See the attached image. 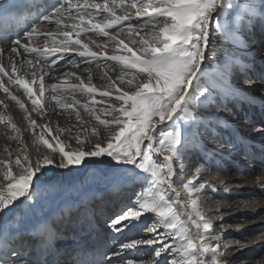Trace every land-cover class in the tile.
I'll use <instances>...</instances> for the list:
<instances>
[{"label": "snow or ice", "instance_id": "1", "mask_svg": "<svg viewBox=\"0 0 264 264\" xmlns=\"http://www.w3.org/2000/svg\"><path fill=\"white\" fill-rule=\"evenodd\" d=\"M16 8L13 0H0V43L10 46L7 63L2 60L5 49L0 48V91L28 114L33 134L39 128L37 143L46 147L44 152L37 150L35 159L25 154L14 162L0 160V214L16 203L32 202L41 189L51 187L43 178L53 169L78 170L89 161L108 159L141 191L129 204L106 214L105 230L115 243L84 253L87 258H78L77 264H134L136 257L130 254L142 247L153 249L154 256L139 264H231L229 248L240 250L243 245L223 239V218H217V227L202 206L200 193L208 185L196 181L205 164L218 171L222 165L201 136L215 135L219 120L214 118L220 108L227 109V98L238 95L233 83L237 68L241 72L254 68V61L245 64L242 55L218 51L215 41H236L234 47L246 54L255 43L253 23L264 25V0L243 5L236 0H51L38 4L29 22H23L27 18ZM45 23L55 24L56 31H41ZM93 37H103V44H96ZM41 39L48 46H40ZM90 44H96V50ZM69 57L118 68L120 75L113 79L105 73L103 90L92 84L91 73L87 82L65 73L79 83H48L46 77ZM209 61L214 62L210 68ZM260 81L264 88V76ZM14 90H22L26 99ZM61 92L92 97L91 106L81 107L98 122L91 128L95 140L81 139L78 133L72 149L60 139V129L54 134L32 117L45 115L49 98L63 110L73 108ZM76 118H81L79 111ZM0 122L20 131L10 117L0 114ZM194 146L202 148L203 163H197L187 182L180 181L186 193L181 199L175 188V165L183 173L187 149ZM162 153L168 155L159 162ZM13 165L18 169L15 174ZM95 211L105 215L102 208L93 215ZM60 215L68 225L78 222L70 207L62 208ZM137 227L138 233L121 239ZM54 234L48 219L27 232L0 221V264H49L43 250L37 257L23 249V242L44 237L41 242L47 250Z\"/></svg>", "mask_w": 264, "mask_h": 264}, {"label": "bare ground", "instance_id": "2", "mask_svg": "<svg viewBox=\"0 0 264 264\" xmlns=\"http://www.w3.org/2000/svg\"><path fill=\"white\" fill-rule=\"evenodd\" d=\"M13 2L17 5L16 11L20 13V11L24 10V13H20L22 17L27 18L23 22H29L31 15L35 14L36 6L38 4L49 3L51 0H13ZM83 2V0H81ZM236 2L241 5L246 4L248 0H236ZM34 3V4H30ZM25 15V16H24ZM264 25H262L259 21H255L252 25L251 36L255 40V43H251L250 47L247 50V53H242L241 50L234 47L236 42H226L220 39L215 41L217 50L220 52H230L236 53L238 55H242L244 63H252L254 61V65H263L261 62L264 59L255 60L253 57L264 51L257 45V40L254 38L255 34L261 33ZM41 31H56L55 24H47L45 23L41 27ZM244 34V33H243ZM242 34V35H243ZM249 34L246 33V36ZM245 36V35H244ZM85 43L88 42L87 37H81ZM96 41V44L102 45L104 38L103 37H93ZM40 46L45 47L48 45L44 44L43 39L40 40ZM96 44H90L89 46L96 50ZM255 46V47H254ZM258 46V47H257ZM9 45H5L0 43V48H4L5 51L3 53V63H7V55ZM254 48L255 51H252ZM262 54V53H261ZM25 59L30 57H24ZM71 60V63L68 60ZM212 61H209L208 67L210 68L212 65ZM239 67L237 68V70ZM235 72L233 77V83L236 85L238 89V95L236 97H229L224 102L227 104V109L220 108L218 104L217 107L220 108L217 117L214 119H218L220 126L215 127V135L211 133L203 134L201 139L203 143L207 145L209 149H212L216 153H218L217 160L222 163H227V156H229L226 149H231V144L233 147H241L239 151L241 156L245 157V152L248 149V144H256L257 147L264 148V134H262L260 125L254 126V133H257L256 138H249L247 131L245 132L244 128L246 126L252 125L248 116H244L239 118L238 115L234 117L232 115L233 111L230 109L228 104L229 102L237 107L240 103H248L249 105L252 103L254 106H262L264 105V99L258 97V93L252 94V91L248 87L247 80L240 78ZM65 73H74L76 76H79L85 82L88 80V76L91 73L92 76V84L97 88L103 90V88L107 84V80L103 79L104 74L107 73L108 76L115 79L120 75V71L117 68L116 70H111L109 68H105L103 65L97 67L95 64H91L87 61H81L78 57H69L65 59L60 65L55 67L51 71V76L46 77L48 83H79V81L75 80L74 77H65ZM240 78V79H239ZM243 80V81H242ZM262 90H260L261 92ZM264 91V89H263ZM14 94L20 95L22 99H26L22 90H14ZM65 98L66 103L73 104V108L63 110L59 108V106L55 105L54 101H51L49 98V102L47 104V110L43 117L38 116L35 113H32V117L37 120V124L40 126L48 125L51 129H53L54 134L55 130L60 129V139L65 142L66 145L73 148L76 143L77 134H81V139L85 136L90 137L92 140H95V137L91 136V128L97 125V121L91 117L88 112H85L81 105L88 104L91 106L92 97L87 95H81L79 93H70V92H61L58 93ZM253 95V96H252ZM99 100V96L96 97ZM0 101H4V103H0V114L5 117H10L11 122L14 123L17 128L20 130L18 133L14 132L10 126L6 123L0 122V160H10L12 162L15 161L17 156L21 158L25 154H30L33 159L36 158L37 150L39 149L41 152H44L45 147L42 142L37 143V138L39 136V128L35 130V134H33V130L29 125V121L26 118L28 114L24 112V110L20 109L18 105L15 104L14 101H11L10 98H5V95L2 91H0ZM78 102V103H74ZM26 107L30 108V103L26 104ZM80 113V120L76 118V112ZM249 122L251 124H249ZM102 135H106L103 132L102 126L99 129ZM47 138V137H46ZM241 143V146L239 144ZM73 146V147H72ZM66 150H69L66 147ZM202 153V148L200 147H189L187 149V159L185 160V169L184 172L181 173L179 171V164L177 163L175 166L177 168L174 179L177 181L175 184V188L177 191L181 193V199L186 198V193L183 190V184L180 181L187 182L188 179L191 178L192 175L195 174V167L197 163L200 162L199 158ZM168 155L167 153L159 154V162H163V156ZM242 156V157H243ZM222 157V160L220 158ZM257 160L251 159L250 170L247 169L240 174H235L232 172H228L226 170H217L215 166H210L206 164V166L202 169L200 173V177L198 181H196L197 185L200 183L208 185V188L204 189L200 193L201 200L203 201V207L208 211V214L216 223V226L219 227L220 221L217 219L218 217L223 218V224L226 226V231L223 233V239L228 241H234L233 239L227 237V233L230 229L235 228L239 230L241 226L250 225V222L246 220L248 216H252L253 219H259L260 223L264 226V167L261 165L256 166L255 163ZM264 164V163H262ZM13 171H18L13 165ZM117 169L112 167V163H109L108 159L102 163H97L95 161H89L87 166L81 167L77 169H53L48 172L46 176L43 178L44 183L47 185L55 186H66L72 185L75 190L74 199L67 201L60 205H46V206H38L35 202V199L32 202H20L14 204V206L10 207V210L3 212L0 214V221L2 220H11V218H16L15 220L19 221L18 225L26 224L28 229L30 227L42 220L48 219L53 222V227H55L57 221L59 222L57 217H61V209L70 207L73 215L77 214V223H73L72 225H68L66 223L64 234H67L69 231L72 233V239H66V236L63 235L64 238L58 239V242L55 245L62 246L66 245V243L75 242L76 249L79 250V254L76 255V260H67L65 252L56 251L54 245L50 242V248L45 250L44 244H42V240L44 237H36L34 239H30L29 243L31 247L26 244L27 240L23 242V248L25 247V251L34 252L37 257L40 256L41 251H44V256L49 260V264H77L78 258H87L84 256V253H91L95 248L92 244L97 245L93 240H101L105 237L95 236L100 227L99 223L101 221H105L106 214L108 212L104 211L105 215H101L99 211H95V215H93L94 210H98L102 208H107L106 201H99L97 205H94L96 202L95 197L103 193V191H93L91 189L90 176L91 174H97L101 177L116 173ZM0 183H3L2 180V172H0ZM118 185L112 184L109 189L111 190L109 198L115 195V198L119 201H123L124 204H128V201H124L125 193L128 191V195L131 194L129 190H131L130 186L127 190L123 192L121 189H113ZM147 187V186H145ZM235 187L240 188V193L245 194L247 191H252L253 194L249 195L246 198H241V195L234 190ZM138 192L141 191L140 185H138ZM108 198V199H109ZM245 204L247 206H245ZM97 206V207H96ZM87 209V214H85L84 209ZM219 209V210H217ZM81 212L79 213V211ZM250 215H246V214ZM246 218H245V217ZM76 219V220H77ZM86 220H91V223L88 224ZM80 222V223H79ZM61 223V222H59ZM233 223H237L234 225ZM82 225V226H81ZM28 229H23L27 232ZM264 229V228H263ZM139 227L134 229L135 233L139 232ZM82 233L80 234L79 232ZM132 233V234H135ZM93 235L92 241L90 240V235ZM239 234H242L240 232ZM127 233L124 234L121 239H124ZM264 236L263 233L256 240H250L249 243H252V246H255L256 250L260 249L264 252V239L261 237ZM239 242L242 243L246 236L243 237ZM107 243L103 244L104 247H110L115 243V240L109 238ZM106 242V241H105ZM19 246V245H17ZM102 247V246H99ZM145 249L147 260H151L154 256V250L148 247H142V250ZM235 248H229V259L231 264H237V258H234ZM130 257H125V259ZM134 264H139V261L136 260ZM253 264H264V253L256 260Z\"/></svg>", "mask_w": 264, "mask_h": 264}, {"label": "rangeland", "instance_id": "3", "mask_svg": "<svg viewBox=\"0 0 264 264\" xmlns=\"http://www.w3.org/2000/svg\"><path fill=\"white\" fill-rule=\"evenodd\" d=\"M243 35L246 36V33H244ZM254 38H256L257 40V45L263 49L264 47V27L261 30V33L255 34ZM236 42V41H233ZM257 46V47H258ZM255 47V46H254ZM252 51H255L254 48H252ZM262 53V54H261ZM260 54L257 53V55H254V59L258 60V59H264V51H261ZM263 65H254L253 69L247 70L246 72H241L239 69L237 70L238 72V76L240 78H243L247 81H252V85L249 87V82H248V87L249 89L252 91V94H255V92L258 93V97L264 99V91L261 87V81H260V77L264 76V60L261 62ZM239 78V79H240ZM243 81V80H242ZM260 90H262L260 92ZM255 91V92H254ZM253 96V95H252ZM230 104L229 107L230 109L235 112L239 118H242L244 116H248L250 119V122L252 123V125L250 126H246L244 128L245 132L247 131V134L249 135V138H256L257 137V133H254V126H258L260 125L261 127V133L264 134V105L258 107V106H254V104H248V103H240L239 105H237V107H234V105H232V103H228ZM249 122V124H251ZM216 126H220V123ZM248 149L245 152V157L241 156L240 154V150L241 147H236V145L233 147V144H231V149H226L225 151L228 152L229 156H227V163H221L222 165V169L226 170V171H230L232 173L235 174H240L241 172L246 171L247 169L251 172V159L253 160H257V162L255 163L256 166H263L264 167V148L262 147H257L256 144H248ZM74 146V147H73ZM72 149H75L77 147V144L73 145ZM239 146H241V143L239 144ZM200 158V157H198ZM106 161V159L104 160V162ZM109 161V160H108ZM200 161V160H199ZM109 163H111L109 161ZM200 163H203V161H200ZM206 166V164L204 165V167ZM90 178V182H91V189L93 191H103V193H101L100 195L95 197V201L96 203L94 205H97V202L99 201V203L101 201H106V206L107 208H104V211L106 212H111V211H116L119 210L121 207H123L124 204L123 201H119L115 198V195L112 196V198H109L111 190L109 189L111 187L112 184L114 185H118L116 186V188L113 189H121L123 190V192L125 190L128 189V187L130 186L131 190H129V192L131 194L128 195V191L124 194V201H128V204L130 203V201L134 198L135 193L138 192V185L139 184H134L132 182V180L129 177H126L124 175H122V171L119 170L116 173L113 174H109L106 176H99L97 174H91ZM46 184V183H45ZM75 188L72 185H66V186H55V184L51 185V187L49 188H43L41 189L40 192L37 193L36 198H35V202L37 203L38 206L42 205V206H48V205H60L63 204L67 201H70L72 199H74L75 197ZM234 190L236 192H238L241 195V198H246L249 195H252L253 192L252 191H247L245 194H241L240 193V188L239 187H235ZM109 198V199H108ZM97 207V206H96ZM101 209V208H100ZM81 212V210L79 211V213ZM246 215H250L249 213ZM77 214L73 215L74 220L77 219ZM245 217V216H244ZM59 222L57 221L54 229H55V234L53 239L50 241L52 243V245H54L55 250L56 251H63L65 252V254H67L65 257L67 260H76V255L79 254V250L76 249V244L75 242H70V243H66V245L62 246H58L55 245V243L58 242V239H62L64 238L63 235L66 236V239L71 238L72 239V232L69 231L67 234H64L63 232L65 230L66 227V222L61 220V217H57ZM246 218V217H245ZM16 218H11V220H8V222L10 223L11 226H16V227H20L22 229H28V226L26 224L24 225H18L19 221L15 220ZM247 221L250 222V225L247 226H241L239 230H236L235 228L230 229L228 231V233L226 234L227 237L233 239L234 241H240L241 239H244L243 237L246 236L247 238H245V240L241 243L243 245V247L240 250H236L234 252V258H237V264H253L254 261H256L264 252L263 250H256L255 246H252V243H249L250 240H256L258 239V237L263 233L264 231V226L260 223L259 219L254 218L252 216H248V218H246ZM80 223V222H79ZM97 227H100V230L95 233V236H100V237H105L101 240H95L94 238V242L97 245L92 244L93 247H99V246H103V244L107 243L106 239H109V234L106 232L105 230V226H104V221H101L99 223V226L97 225V223L95 222ZM234 225H236L237 223H233ZM240 232H242V234H239ZM80 234L82 233L79 232ZM133 233H135V231H133ZM93 235H90V240L88 241V244L90 241H92ZM133 235L132 233H127V235L125 236L124 239L128 238L129 236ZM30 239L27 240V245L29 246V248L31 247V244L29 243ZM106 241V242H105ZM90 245V244H89ZM25 250V247L23 248ZM145 249L142 250V248L135 253L130 254L131 256H135L136 260L140 261V259H147L149 257H147Z\"/></svg>", "mask_w": 264, "mask_h": 264}]
</instances>
